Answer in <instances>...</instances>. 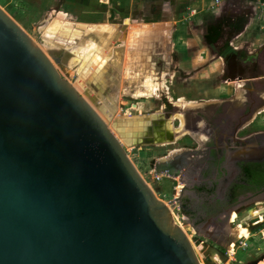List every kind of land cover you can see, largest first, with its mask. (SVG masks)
I'll return each mask as SVG.
<instances>
[{
  "label": "water",
  "instance_id": "obj_1",
  "mask_svg": "<svg viewBox=\"0 0 264 264\" xmlns=\"http://www.w3.org/2000/svg\"><path fill=\"white\" fill-rule=\"evenodd\" d=\"M58 64L0 8V264H201Z\"/></svg>",
  "mask_w": 264,
  "mask_h": 264
},
{
  "label": "rangeland",
  "instance_id": "obj_2",
  "mask_svg": "<svg viewBox=\"0 0 264 264\" xmlns=\"http://www.w3.org/2000/svg\"><path fill=\"white\" fill-rule=\"evenodd\" d=\"M65 1L66 0H0V8L13 19L47 55L53 52L56 54L59 52H69L71 54L70 58L66 60L63 59V67L56 66L58 72L74 86L75 89L77 87L82 89V91L77 89L76 91L86 100L87 98L84 95L86 92L95 100V105L92 102H89V104L94 110L96 109V113L101 116V119L107 124L111 132H114L113 134L115 137L120 140L119 142L126 150L129 159L142 178H150V174L154 173L146 168L150 156L144 158V155L146 152H153L151 155L156 156L159 153L155 152L158 148L140 145L134 150L130 143H128L129 141H126V139L129 138L128 134L133 132L118 128V119H116L117 114L121 115L122 118L136 119L157 112V110H160V105L163 101L166 102L167 109H172L173 106L169 105V103L174 104L177 98L194 100L193 98L197 97L203 98L205 92L207 95L212 92L216 94L220 86L218 71L224 69L225 65L222 58L218 56L223 57L220 50L224 47L225 42L222 40L214 42L211 38L207 37L205 43L209 45L210 41L211 43L214 42L213 47L202 48L205 53L200 57V52L194 57L187 53V49L191 43L182 47V45L176 42L173 47L167 42L162 41V39L158 42L156 40L158 32L145 31L146 28L140 25L135 27L137 29L134 28V31H131V27L128 25L125 28L114 26L118 18L116 17L113 21L110 20L109 10L107 9L110 5L109 0H90L91 3H89V5L87 0H71V3L64 5L63 3ZM96 2H101L102 4L99 9H95L93 6ZM59 14L65 15L66 19L68 18L69 21L75 24L102 26L113 23L112 26L115 27L113 32L114 36L112 34L111 36L113 37L109 36L106 40L104 37L101 38V35L98 33L97 35H91L88 40L74 41L75 39H73L69 41L70 43L66 42L68 40H66L65 34L64 37L61 35L63 32L61 31L62 29L56 30L57 26H54L60 19ZM185 25L183 29L180 27L184 34L190 30L189 24L186 23ZM213 26L215 27V25ZM220 26L222 28V24H220ZM212 28H209L210 34L213 33ZM135 31L141 32L136 34ZM47 33L48 36H53L54 38H47ZM176 35L175 33V36ZM67 43L70 45H67ZM89 43H92L93 47L90 48L88 46ZM161 43H163L165 47L160 45ZM153 44H155L156 47L153 46ZM158 44L163 47V49H166L163 53ZM120 46H122V48ZM169 46H171L170 50ZM156 52H158L159 55H157ZM166 54L167 57L164 56ZM254 54L255 52L252 53V55ZM95 56L98 59L93 63ZM109 56L110 59H108ZM225 57L227 60V71H230V73H239L241 71L238 63L240 59L230 53ZM99 59L104 61V64H106L105 62L107 61L109 67L105 68L104 66L106 65L100 67L99 64L101 61H98ZM260 60L263 64L262 66H258V72L264 75V52L261 54ZM110 68L112 69L111 71L115 70L118 72L116 75L117 82L114 85L116 88L118 87V90H114V93L104 95L94 88L93 83L98 79H102V75L107 74ZM251 69L252 66L245 70L251 71ZM141 76H149L154 79V85L157 88L156 94L154 93L155 90L153 91V95L155 94L154 96L145 91V88L143 89L142 85L144 81L141 79ZM161 83H165L168 90H163L160 87L162 85ZM158 90L162 91L159 92ZM111 107H113L114 111L111 110ZM135 125H141V123ZM116 127L117 131L115 130ZM132 131L135 132L136 130L133 129ZM172 147L174 146L170 148ZM174 183L173 179H163L159 184V189L161 188L160 190L162 192L159 193L165 194V200H172V197L177 196ZM175 186L176 188L179 187L177 183H175ZM263 209L264 204L247 208L246 211H243L242 215L240 214L237 221H235L233 224V226L235 225L233 232L235 233L238 231L242 239L236 242L233 248L228 252L226 262H222L216 254L212 255L205 247L203 248V242L199 241V237L196 239L194 232L191 231L189 226L181 223L182 230L190 242H192V245L195 246L194 250L201 264H251L264 258V232H259L264 228L257 230L254 228L255 226L253 227L251 225L259 221L260 217L264 219Z\"/></svg>",
  "mask_w": 264,
  "mask_h": 264
},
{
  "label": "flooded vegetation",
  "instance_id": "obj_3",
  "mask_svg": "<svg viewBox=\"0 0 264 264\" xmlns=\"http://www.w3.org/2000/svg\"><path fill=\"white\" fill-rule=\"evenodd\" d=\"M209 43L207 48L213 47ZM242 51L226 47L220 50L225 65L218 77L216 94L205 92L203 98L194 100L177 98L174 104L169 103L172 109H167L163 101L160 110L147 115L150 119L126 139L134 150L140 145L158 148L156 156L145 153L144 158L150 156L146 168L177 183V196L172 198L184 217V225L190 227L196 239L217 248L227 258L226 249L233 248L236 237L240 239L238 231L233 232L235 221L247 208L264 204V158H252L255 153H264V75L258 72L264 47L247 57L240 55ZM229 53L240 59L239 73L227 71L225 55ZM52 54L60 67L64 66L63 59L71 55ZM251 66V71L245 70ZM111 70L93 83L104 95L118 90L114 86L118 72ZM142 86L149 92L148 85ZM160 87L168 90L165 83ZM251 225L262 229L264 219L260 217ZM257 262L264 264V258Z\"/></svg>",
  "mask_w": 264,
  "mask_h": 264
},
{
  "label": "crops",
  "instance_id": "obj_4",
  "mask_svg": "<svg viewBox=\"0 0 264 264\" xmlns=\"http://www.w3.org/2000/svg\"><path fill=\"white\" fill-rule=\"evenodd\" d=\"M87 1L89 5L91 1ZM109 1L110 5L107 9L109 10L110 20L113 21L116 17L118 18L114 23V26L125 28L128 25L131 27V31H134V28L140 25L143 28H146L145 31L158 32L156 40L159 42L162 39V41L167 42L173 47L176 42L182 45V47L191 43L187 49V53L194 57L200 52V57L205 53L202 48L208 47V43H205L207 37L211 38L214 42L221 40L224 41V47L226 48L243 50L240 55L242 54L244 57L250 56L252 53L257 50L259 51L264 47V0ZM217 1H219L218 4ZM67 3H71V0H66L63 4L65 5ZM95 4L93 5L95 9H99L100 5H102L101 2H96ZM60 15L62 16L63 14H59V16ZM122 19V22L124 23L120 22ZM67 23L69 25L67 28H62V33L65 34L68 42L72 39L69 37L70 30L72 29L73 31L77 30L79 33L77 38H73L75 41H83L84 39L88 40L91 35H97L98 33L101 35V38L104 37L107 40L108 37L113 34L115 29V27L112 26L113 23L102 26L91 24L84 25L78 23L75 24L69 21L68 18ZM186 23L189 24L190 30L184 34L181 28L183 29V27L186 26ZM220 24H222V28ZM80 25L86 27V30H81L79 27ZM213 25H215V27ZM74 26L76 29H74ZM90 27H92V29ZM209 28H212V34L209 32ZM139 32L141 31H135L136 34ZM175 33L178 37L177 35L175 36ZM214 42H212V44ZM69 43H67V45H70ZM91 44L92 43H89L88 45L90 48ZM160 45L165 47L163 43ZM153 46H155V44H153ZM170 47L171 46H169V50ZM161 50L163 53L166 49L161 47ZM156 53L159 55L158 52ZM164 56L167 57V54ZM225 56H228V54ZM220 58L223 59V57ZM108 59H110V56ZM105 63H107V61ZM103 65L104 61L101 66ZM221 71L222 70L218 71V75H220ZM141 79L144 81L143 84L147 85L148 79L152 78L149 76H141ZM240 239H242L241 235Z\"/></svg>",
  "mask_w": 264,
  "mask_h": 264
},
{
  "label": "bare ground",
  "instance_id": "obj_5",
  "mask_svg": "<svg viewBox=\"0 0 264 264\" xmlns=\"http://www.w3.org/2000/svg\"><path fill=\"white\" fill-rule=\"evenodd\" d=\"M59 21H57L56 22V24H54V26H57V28H56V30H59L60 28L62 29V28H67V26L69 25L68 23H67V19H65V16H59ZM77 26V25H76ZM80 28H81V30H86L85 28L86 27H84V26H82V25H80L79 26ZM52 28V27H51ZM91 29H92V27H90ZM74 29H76V27L74 26ZM61 31H63V30H61ZM61 31H60V33H61ZM79 33H78V31L77 30H74L73 31V29L72 30H70V35H69V37H71L72 39L71 40H73V38H77L79 35H78ZM61 35H62V37H64V34L63 33H61ZM47 38H51V39H53L54 37L53 36H48V33H47ZM58 38H61V37H58ZM75 41V40H74ZM68 42V41H67ZM62 44V43H61ZM93 46V44H91V47ZM94 61L93 62H95V61H97V57L95 56L94 57ZM98 61H101L100 62V64H103V61L102 60H98ZM92 62V61H91ZM99 63V62H98ZM99 64V65H100ZM97 65V64H96ZM104 65H106V66H104L105 68H108L109 67V64L108 63H106V64H104ZM101 66V65H100ZM95 67V66H94ZM93 67V68H94ZM103 67V66H102ZM104 68V69H105ZM93 70V69H92ZM103 71V70H102ZM153 83H154V81H153V79H148V82H147V84H148V90H149V93H152L154 90V93H156V91H157V88L153 85ZM162 84V83H161ZM163 85V84H162ZM155 88V89H154ZM77 90H80V91H82V89H80L79 87H77L76 88ZM147 90V89H146ZM84 95L86 96V98H87V101L88 102H90L91 103V99H93V98H91L89 95H88V93L86 92V93H84ZM94 100V99H93ZM95 101V100H94ZM96 103L94 102V105H95ZM96 110V109H95ZM111 110H113L112 108H111ZM114 111V110H113ZM97 112V111H96ZM100 116V115H99ZM101 117V116H100ZM116 119H118L117 121H118V128H120V129H126V130H130L131 132H133L132 130L133 129H136V131H137V129L140 127V125H135V124H140V123H142L143 121H138V120H136V119H134V120H132V119H130V118H122L121 117V115H118L117 114V116H116ZM116 121V122H117ZM116 124V123H115ZM117 131V130H116ZM114 133V132H113ZM120 141V140H119ZM171 210H172V208H171ZM181 228H182V226H181ZM240 234V233H239ZM243 235V234H242Z\"/></svg>",
  "mask_w": 264,
  "mask_h": 264
},
{
  "label": "built area",
  "instance_id": "obj_6",
  "mask_svg": "<svg viewBox=\"0 0 264 264\" xmlns=\"http://www.w3.org/2000/svg\"><path fill=\"white\" fill-rule=\"evenodd\" d=\"M219 3V1H217V4ZM163 176L162 174H159V173H153V174H150V178H147V179H144L145 183L147 184V186L152 189V191L155 193V195L157 196L158 199H160L162 202H164V204H166L169 208H170V211H171V214H172V217H173V220L174 222L178 225V226H182V224H184V217L181 216L177 209L175 208V205L174 204H171L170 203L173 201L172 200H165V194H160L162 193L161 192V188L159 189V184L162 182L163 180ZM155 186V187H153ZM157 186V187H156ZM155 189H157V191H155ZM160 192V193H159ZM172 208V210H171ZM176 209V210H175ZM176 211V212H175ZM180 216V217H178ZM183 229V228H182ZM260 233L264 232V229L263 230H260L259 231ZM192 244V242H191ZM193 246V245H192ZM195 248V246H193Z\"/></svg>",
  "mask_w": 264,
  "mask_h": 264
}]
</instances>
